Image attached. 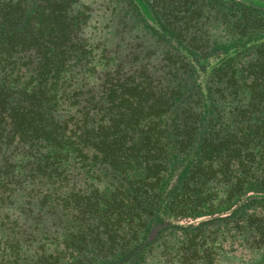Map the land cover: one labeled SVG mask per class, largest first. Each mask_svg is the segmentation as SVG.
I'll return each mask as SVG.
<instances>
[{
    "label": "trees",
    "instance_id": "16d2710c",
    "mask_svg": "<svg viewBox=\"0 0 264 264\" xmlns=\"http://www.w3.org/2000/svg\"><path fill=\"white\" fill-rule=\"evenodd\" d=\"M88 6L0 0V264H210L264 201V0Z\"/></svg>",
    "mask_w": 264,
    "mask_h": 264
},
{
    "label": "rangeland",
    "instance_id": "374dc122",
    "mask_svg": "<svg viewBox=\"0 0 264 264\" xmlns=\"http://www.w3.org/2000/svg\"><path fill=\"white\" fill-rule=\"evenodd\" d=\"M86 1L89 4V8L83 9L85 19H81V22L86 21V25L89 30L93 29L95 26L102 25L106 21V10L105 6L108 5L109 0H81ZM124 7H122V11ZM253 19L258 16H251ZM136 20L133 19H123L120 23L121 25H129L136 27ZM264 23V17H263ZM119 24V23H118ZM252 36H255L253 31ZM219 37V36H218ZM223 36L221 41H225ZM233 38L227 40V43H232ZM227 44V45H228ZM208 116V112H205ZM260 172V170L258 171ZM256 182V177L252 178V185ZM219 202V199L215 200V204ZM247 226L242 230L238 221L233 222V216L230 217L225 224H221L220 228H213V234H205L203 237V242L200 248H204L200 254L209 259L210 264H264V201L261 204L253 203L250 205L248 212L246 214ZM241 220V219H240ZM186 233L184 231H179L175 238L185 237ZM189 241V240H188ZM174 245V244H173ZM176 246V245H175ZM201 249V250H202ZM204 252L205 255L202 253ZM173 257V263L176 261ZM154 264L159 263V259L154 261ZM172 264V263H171ZM202 264H207L202 262Z\"/></svg>",
    "mask_w": 264,
    "mask_h": 264
}]
</instances>
